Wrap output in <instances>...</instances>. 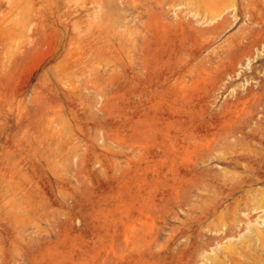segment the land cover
<instances>
[{"label": "rangeland", "instance_id": "1", "mask_svg": "<svg viewBox=\"0 0 264 264\" xmlns=\"http://www.w3.org/2000/svg\"><path fill=\"white\" fill-rule=\"evenodd\" d=\"M75 1L0 0V264H264V0Z\"/></svg>", "mask_w": 264, "mask_h": 264}, {"label": "bare ground", "instance_id": "2", "mask_svg": "<svg viewBox=\"0 0 264 264\" xmlns=\"http://www.w3.org/2000/svg\"><path fill=\"white\" fill-rule=\"evenodd\" d=\"M75 2L78 3V7L79 8H83L84 7L83 0H76ZM90 4L93 5L94 7H97V9H102L103 6H104V2L103 1H99V0H90ZM224 6L225 5H223V7ZM233 6H234V3H233V0H231L230 2H228V7H225L224 11L227 10L228 8L229 9L233 8Z\"/></svg>", "mask_w": 264, "mask_h": 264}]
</instances>
